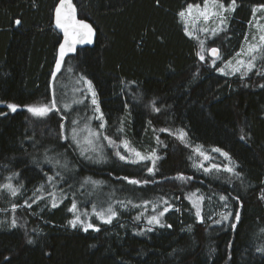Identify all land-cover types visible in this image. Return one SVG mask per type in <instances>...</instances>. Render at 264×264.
I'll return each instance as SVG.
<instances>
[{"label": "trees", "instance_id": "trees-1", "mask_svg": "<svg viewBox=\"0 0 264 264\" xmlns=\"http://www.w3.org/2000/svg\"><path fill=\"white\" fill-rule=\"evenodd\" d=\"M58 2L0 0V103H50L56 79L73 67L94 85L103 113L99 131L159 159L154 165L119 156L102 165L88 161L72 139L76 114L66 112L56 96L60 111L45 117L1 105L0 264H264V252L257 251L264 247V59L247 76L241 75L245 69L233 73L228 65L220 71L240 50L253 7L264 0H236L226 28L211 42L223 51L215 64L211 57L200 60L201 39L185 31L178 15L202 0H75L80 16L97 29L96 43L69 57L53 78L62 40L53 26ZM181 129L187 133L183 140ZM48 149L75 171L76 183L106 180L135 196L138 200L129 201L135 205L165 200L164 226L120 212L111 224L92 217L99 231L72 227L73 199L63 195L69 187L55 196L53 185L59 189V183L49 177L60 172L55 162L41 160ZM212 164L220 169L206 172ZM226 165L241 175L227 172ZM70 188L71 196L80 190ZM191 195L204 198L203 222ZM210 200L214 209L207 207ZM228 212L232 217L223 220ZM237 212L240 221L233 229Z\"/></svg>", "mask_w": 264, "mask_h": 264}, {"label": "rangeland", "instance_id": "rangeland-1", "mask_svg": "<svg viewBox=\"0 0 264 264\" xmlns=\"http://www.w3.org/2000/svg\"><path fill=\"white\" fill-rule=\"evenodd\" d=\"M230 13L231 12L225 13V15L227 16V23H228V17ZM193 23L194 22L192 21L187 23L188 31L194 32V36H198L201 40L205 41L203 48H204V55L206 59L207 57H210L209 50L213 46H215L214 44H211V42L214 40L216 35L215 36L211 35V29L216 28L217 25L219 24V21L213 18V19H210L207 23H205L202 19H200L198 22H195V27L193 26ZM257 24H259L262 28H264V10H258L255 14V19L253 18V20L249 24L248 33L246 35L249 43H253V44L258 43L259 36L264 34V32L257 30L255 26ZM203 27H208L209 32L199 31V29ZM253 36H256L257 40H253L252 39ZM218 46L219 45H217V47ZM242 47L244 48L247 47L245 43V38L242 42L241 48ZM218 48L220 50L219 54L221 58L223 56V51L221 47H218ZM240 50L238 52H240ZM200 52H201V47H200ZM238 59H243L247 61L249 57L245 55H241L240 57H237L235 54L234 57L224 62V64L222 65L224 67L223 69L229 68L231 71H233V69L237 66L236 61ZM218 60L219 59L215 58V61H218ZM228 61L232 62L231 66H229ZM226 65H228V68L226 67ZM72 68L73 67H69L71 71L67 70V74L63 76L61 75L56 79L55 84H54V89H55V96L58 100V103L63 106L65 111L68 113L74 112L76 114L75 116L73 115L71 122H72L73 128L77 130V133H78L77 138L82 141L80 145H78L74 141V144L79 149V152L82 154V149H88V150L83 151L82 155L88 161L92 163H99V165L106 164L107 162L110 161V159L114 158V156L118 157V155L116 154L117 151H119L121 155H124L127 158H129L125 162H130L132 159L133 160L138 159L137 157L134 156L133 152L130 151V149H133V148L129 144H128L129 148H125L122 142L118 143L115 140L111 139L115 141L116 145L118 146V147H113L111 144H109L108 140L105 139V137L107 136H105L99 131V126L102 124L101 122L102 120L98 118L100 116V113L95 111L96 106L93 105L91 102L92 95L88 89L87 83L85 82L86 80H89V79L83 75L76 74L72 70ZM242 70L243 68H241V71ZM93 88H94V85H93ZM77 101H80V103H77ZM42 104H49V103L46 102V103H38V104H32V105H42ZM65 104L69 105V107L65 108L64 107ZM1 105L7 106L8 104L0 103V106ZM27 106H24V107L19 106L17 109L22 108V109L28 110ZM8 110L10 112H13L9 108ZM29 113L32 114L31 112ZM34 117H37V116H34ZM73 121H76L77 123H73ZM85 126H87V129H90L92 131H98L100 133V136L96 138V141H95V144L98 149L97 151H92L87 144L83 143L84 137L87 136V131H84ZM59 156L60 154L53 152L51 149H48L45 152L44 156L41 158V160H43V162H45L46 164H50L53 162L56 163V161H59V164L56 163L55 165L57 167V170L60 172L59 176H52L54 178L52 181L54 183L55 182L59 183V189L57 185H53V186H56L54 188L55 189L54 194L55 196L61 195L60 191H65L62 188L65 186L69 187L68 192H64L63 195L64 197L65 195H67V197H71L73 199V202L75 199V203L77 204V211L73 212L75 217L80 216L82 220H85L86 222H91L93 225L97 226L96 220L92 219V217L95 219L98 218L96 215H94V209L95 211H101V210H106L109 206H111L118 213V215L120 212H135L136 214H141L146 219L145 221V225H146L149 217L153 215H159L165 209V206H166V204L164 203L165 200H162V199L150 200L146 203H143V205L130 204L129 201L131 199L133 200L137 198L133 196L131 193L127 192L125 188L113 187L106 180L93 179V178H90L89 180V178H85L82 181L80 182L78 181L76 183L75 182L76 180L75 171L70 168L69 164L61 161ZM71 177H73V179L75 180L73 181ZM71 180H72V184H71ZM91 181H99L101 183L97 185V184L91 183ZM69 183L71 185H69ZM70 186L80 187V190H76L78 193L77 195L79 197V201L77 199V195L71 196ZM43 197H44V194L41 195V200L43 199ZM190 198L194 206L196 204L200 205L201 213H202L203 208H204V201H201L199 199L200 196L198 195H191ZM63 200L64 199L62 196L61 197L58 196L57 201L59 203L60 202L62 203ZM79 202L81 203L82 206L79 205ZM207 207H209L210 209L215 208L211 200H210V204H207ZM195 209H196V206H195ZM98 220L100 219L98 218L97 222ZM100 221L103 222L102 220ZM77 226L83 227L80 224H77Z\"/></svg>", "mask_w": 264, "mask_h": 264}, {"label": "snow or ice", "instance_id": "snow-or-ice-1", "mask_svg": "<svg viewBox=\"0 0 264 264\" xmlns=\"http://www.w3.org/2000/svg\"><path fill=\"white\" fill-rule=\"evenodd\" d=\"M237 7L236 0H230V4L227 6L222 2V0H202L201 3L197 4H188L186 9L181 11L178 15L182 20L185 21L187 24L188 22L192 21L193 26L195 27V22H198L200 19H202L205 23H207L210 19H216L219 21V24L217 25L216 28L211 29V35L215 36L218 34L219 31H223L226 26H227V16L225 13L228 12H234ZM258 10H264V5H257L253 7V18L255 19V14ZM16 24H20V20L15 21ZM251 23V22H250ZM56 25L58 28L62 29L64 31L65 39L64 43L60 45L59 49V60L56 63L55 66V71L59 72L61 70L62 62L67 53L70 52H75L76 51V44L77 43H91L92 42V37L94 35V29L92 26L88 23H86L84 20H79L76 17V8L75 5L71 3V0H60L59 6L56 8ZM258 31L264 32V28H262L259 24L255 25ZM185 31L188 32L187 27L185 28ZM199 31L203 32H209L208 27H203L200 28ZM190 36H194V32H188ZM194 38L199 39L198 36H194ZM253 40H257L256 36L252 37ZM259 42L258 43H249L247 36L245 37V43L247 45L246 48L242 47L240 52L236 53L237 57H240L241 55H245L249 57L247 61L243 59H238L236 61L237 66L233 69V73L236 72H241V68L245 69L241 75L242 76H247L249 72L252 71L253 68L256 67V62L258 59H264V34L259 36ZM204 43L205 41L201 40V52L198 53L200 60L205 59L204 55ZM212 54L213 57L216 59H220V54H219V49L217 48H211L209 50ZM213 64H215V59L213 60ZM229 66L232 65L231 61H228ZM71 71V69H69ZM220 71H224V69H220ZM264 74V73H260ZM87 83L88 89L91 92L92 95V104L95 105V111L100 113V116L98 117L99 119H103V113L101 112L99 108V102L96 99V92L93 88L92 82L89 80L85 81ZM261 87H264V85H261ZM77 103H80V101H77ZM154 106V102H153ZM7 107L15 112L17 108L19 107L16 104H8ZM65 108L69 107V105L65 104ZM28 111L31 112L34 116L37 117H45L47 116L50 112L56 111L59 112L60 109L57 107V101L55 99V95H53L52 100L50 101L49 104H42V105H29L27 106ZM154 111L159 112V108L154 107ZM2 114V113H0ZM73 123H77L76 121H73ZM63 127V125H62ZM101 128L104 127V124L102 123L100 125ZM84 131H87V136L84 137L83 143L87 144L89 148L92 151H97V146L95 144L96 138L100 136V133L98 131H92L90 129H87V126H85ZM165 131H167L165 129ZM187 136V133L184 132L182 129L180 130L179 133V138L183 140ZM78 133L75 128L72 130V139L80 145L82 141L77 138ZM67 139V137H64ZM105 139L108 140L109 144H111L113 147H118L116 145V142L111 140V138L105 137ZM123 146L125 148H129V145L127 141H123ZM88 150V149H82V154L83 151ZM130 151L133 152L134 156L137 157L138 159L131 160V163H138L140 161H145V160H151L153 165L155 164V161L159 159L155 155V152H153L149 156H145L141 154L140 152L135 151L134 149H130ZM216 152H221L225 157H227L229 160H231V157L227 152H222V149L216 148L214 149ZM197 152H199L202 156H204V159H211L207 154L202 152L199 148L197 149ZM118 156H120V159L122 160H127L128 158L124 155H121L119 151L116 153ZM57 164H59V161H56ZM235 163V162H233ZM200 167H203V165H200ZM212 169L219 170L220 166L217 164H212L211 168L204 169L206 172H210ZM229 173H234L237 176H240L241 174L235 171V168L232 166H225V169ZM149 172L154 174V168H149ZM179 179H189L188 177H184L183 175H180L178 177ZM49 179H54V178H49ZM127 179V178H125ZM90 180V178H89ZM93 184L99 185L101 182L99 181H91ZM130 183L133 184H140L142 183L139 180H131ZM143 183L147 184L148 181H143ZM5 189L9 190L13 196L18 194V190L14 188L11 184H6L3 186ZM220 200L222 201H227V197L221 195ZM201 201L204 199L203 197L199 198ZM237 200L239 199L238 197L236 198ZM195 203V202H194ZM31 207V205H28ZM53 207H57L58 205L54 202ZM196 216L200 218V221L203 222V216L201 215V208L199 204H196ZM16 206L13 205V208ZM225 207L227 205L225 204ZM72 212L77 211V204L75 202L72 203L71 208L69 209ZM165 212L168 211L167 208L164 210ZM163 212H161L159 215H153L148 218V223L151 224H156L160 225L163 227L164 225L161 224L160 217L163 216ZM94 215H96L100 220H102L104 223L111 224L113 219L117 217L118 213L111 207L109 206L106 210H101V211H95L94 209ZM230 217H232V213L228 212L227 214H222V219L223 220H228ZM140 217L138 216L137 219ZM235 223H233L232 227L233 229L236 227V224L239 223L240 221V214L237 212L235 217ZM221 221H216V223H220ZM72 227H76L77 224H80L84 227V231H88L90 228L94 229L95 231H99L100 229L93 225L91 222H86L85 220H82L80 216H76L72 221H69ZM11 227H16V220L12 219L11 221ZM167 227H171V225H167ZM191 230V229H189ZM262 233H264V229L261 230ZM29 243H32L33 241L29 240ZM257 251L264 252V247H260L257 249Z\"/></svg>", "mask_w": 264, "mask_h": 264}, {"label": "water", "instance_id": "water-1", "mask_svg": "<svg viewBox=\"0 0 264 264\" xmlns=\"http://www.w3.org/2000/svg\"><path fill=\"white\" fill-rule=\"evenodd\" d=\"M71 3H72L73 5H75V8H76V17H77V19H79V20H84L86 23L90 24V25L92 26V28L94 29V35H93V37H92V42H91V43H77V44H76V51H75V52L67 53V54L65 55V57H64V59H63V62H62L61 70H62V68H63V66H64L66 60H67L69 57L76 55L77 52H78V50L81 49V48H85V47H93V46H95L96 39H97V29L95 28V26L93 25V23H92L90 20L85 19V18H82V17L80 16L79 9H78V7H77V5H76V3H75V0H71ZM59 4H60V0H59L58 4L56 5L55 9H54L53 26H54V28L57 30V32L62 36V40H61V43L59 44V47H58L57 59H56V62H55V65H54V71H53V78H55V77L61 72V70H60L59 72H56V71H55V66H56L57 61L59 60V49H60V45L64 43V39H65L64 31H63L62 29L58 28L57 25H56V8L59 6ZM212 48H217V49H219L217 46H213ZM219 53H220V50H219ZM209 56H210L211 58H214V59H215V57L212 56V54H211L210 51H209Z\"/></svg>", "mask_w": 264, "mask_h": 264}]
</instances>
